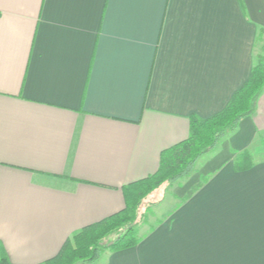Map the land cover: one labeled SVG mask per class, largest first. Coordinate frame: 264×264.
<instances>
[{"label":"crops","instance_id":"1","mask_svg":"<svg viewBox=\"0 0 264 264\" xmlns=\"http://www.w3.org/2000/svg\"><path fill=\"white\" fill-rule=\"evenodd\" d=\"M261 32L264 0H0V252L39 264L122 210L242 87ZM171 190L93 264H264V88Z\"/></svg>","mask_w":264,"mask_h":264},{"label":"trees","instance_id":"2","mask_svg":"<svg viewBox=\"0 0 264 264\" xmlns=\"http://www.w3.org/2000/svg\"><path fill=\"white\" fill-rule=\"evenodd\" d=\"M263 88L264 62L254 63L248 79L221 111L207 118L190 115L188 137L161 152L157 171L123 187L122 210L73 232L55 256L39 264H93L107 253L136 245L140 240L137 207L141 199L162 182L191 173L199 157L214 149L252 112ZM243 158L240 156L236 162L243 163ZM0 264H11L4 252H0Z\"/></svg>","mask_w":264,"mask_h":264},{"label":"rangeland","instance_id":"3","mask_svg":"<svg viewBox=\"0 0 264 264\" xmlns=\"http://www.w3.org/2000/svg\"><path fill=\"white\" fill-rule=\"evenodd\" d=\"M264 62V33L261 32L255 43V64ZM174 181H164L157 188L150 191L141 199V203L137 207L138 219V236L140 233L152 228L157 223L158 213L157 202L163 197H170L172 195L171 185ZM157 209V210H156Z\"/></svg>","mask_w":264,"mask_h":264}]
</instances>
